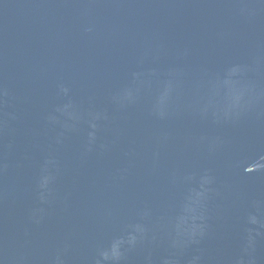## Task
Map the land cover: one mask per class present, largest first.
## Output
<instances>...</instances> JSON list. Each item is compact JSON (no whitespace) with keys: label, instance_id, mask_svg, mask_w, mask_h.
<instances>
[{"label":"water","instance_id":"water-1","mask_svg":"<svg viewBox=\"0 0 264 264\" xmlns=\"http://www.w3.org/2000/svg\"><path fill=\"white\" fill-rule=\"evenodd\" d=\"M0 264H264V0H0Z\"/></svg>","mask_w":264,"mask_h":264}]
</instances>
